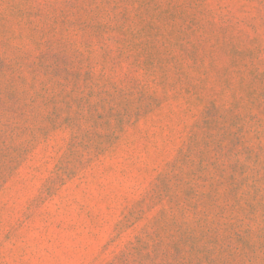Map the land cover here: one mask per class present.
<instances>
[{"label":"rangeland","instance_id":"374dc122","mask_svg":"<svg viewBox=\"0 0 264 264\" xmlns=\"http://www.w3.org/2000/svg\"><path fill=\"white\" fill-rule=\"evenodd\" d=\"M0 264H264V0H0Z\"/></svg>","mask_w":264,"mask_h":264}]
</instances>
